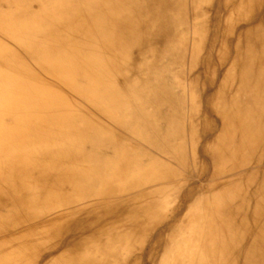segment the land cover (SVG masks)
<instances>
[{"label":"bare ground","instance_id":"bare-ground-1","mask_svg":"<svg viewBox=\"0 0 264 264\" xmlns=\"http://www.w3.org/2000/svg\"><path fill=\"white\" fill-rule=\"evenodd\" d=\"M0 264H264V0H0Z\"/></svg>","mask_w":264,"mask_h":264}]
</instances>
